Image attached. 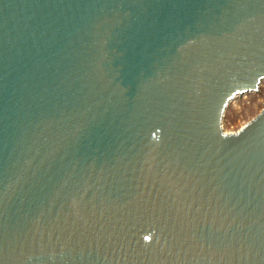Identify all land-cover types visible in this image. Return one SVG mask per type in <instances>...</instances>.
<instances>
[{"label":"water","instance_id":"1","mask_svg":"<svg viewBox=\"0 0 264 264\" xmlns=\"http://www.w3.org/2000/svg\"><path fill=\"white\" fill-rule=\"evenodd\" d=\"M264 0H0V264H264Z\"/></svg>","mask_w":264,"mask_h":264},{"label":"rangeland","instance_id":"2","mask_svg":"<svg viewBox=\"0 0 264 264\" xmlns=\"http://www.w3.org/2000/svg\"><path fill=\"white\" fill-rule=\"evenodd\" d=\"M264 109V81L251 93L232 98L226 105L221 128L223 133H236L240 128L258 117Z\"/></svg>","mask_w":264,"mask_h":264},{"label":"bare ground","instance_id":"3","mask_svg":"<svg viewBox=\"0 0 264 264\" xmlns=\"http://www.w3.org/2000/svg\"><path fill=\"white\" fill-rule=\"evenodd\" d=\"M262 81H264V80H261V81H259V82H262ZM251 92H253V91H251ZM251 92H249V93H251ZM239 96V95H238ZM236 97V96H235Z\"/></svg>","mask_w":264,"mask_h":264}]
</instances>
